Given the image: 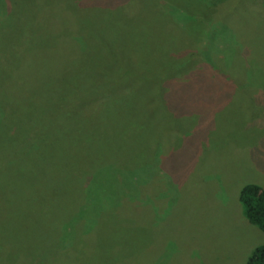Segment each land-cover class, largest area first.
Here are the masks:
<instances>
[{"label":"rangeland","instance_id":"374dc122","mask_svg":"<svg viewBox=\"0 0 264 264\" xmlns=\"http://www.w3.org/2000/svg\"><path fill=\"white\" fill-rule=\"evenodd\" d=\"M96 1L0 0V264H247L264 0Z\"/></svg>","mask_w":264,"mask_h":264},{"label":"trees","instance_id":"16d2710c","mask_svg":"<svg viewBox=\"0 0 264 264\" xmlns=\"http://www.w3.org/2000/svg\"><path fill=\"white\" fill-rule=\"evenodd\" d=\"M102 1L103 0H97L95 3L102 4ZM133 46L124 50L125 54L130 53V52H136L134 50L135 49L137 50V48ZM157 53L158 52L154 53L156 57L158 55ZM180 53L176 54L175 59L178 57ZM182 53H185V52H182ZM138 55H139V52L137 56ZM188 56L189 55L185 53V59L182 61L180 65H176L175 67H171V68L166 66L168 68H163L159 70L160 77L162 76L166 79H177V78H182V76H185L186 72H188L187 68L189 67V63H190V61H188ZM196 58L198 59L199 57L197 56ZM140 59L138 63L143 61L142 58ZM142 70L145 71L147 70V68L142 67L140 71ZM149 71H151V68L149 69ZM140 74H142V72H140ZM164 78H162V80H164ZM164 82L165 81H162V83ZM161 93H163V91ZM6 118L10 119L11 117L6 116ZM239 201L244 209V214H245L247 221L251 225L257 227L264 234V188L258 184H248L244 186L239 193ZM247 264H264V246L257 247L254 250V252L249 257Z\"/></svg>","mask_w":264,"mask_h":264}]
</instances>
